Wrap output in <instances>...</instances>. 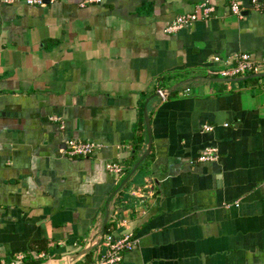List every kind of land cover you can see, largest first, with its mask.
Segmentation results:
<instances>
[{"label":"crops","instance_id":"crops-1","mask_svg":"<svg viewBox=\"0 0 264 264\" xmlns=\"http://www.w3.org/2000/svg\"><path fill=\"white\" fill-rule=\"evenodd\" d=\"M204 1L209 18L164 31ZM241 2L237 15L228 0H0V258L87 245L147 147L145 101L165 89L147 103L148 155L109 200L107 222L137 237L120 264H264V76L223 81L211 61L264 63V10ZM68 138L98 147L67 156ZM207 146L216 157L199 161Z\"/></svg>","mask_w":264,"mask_h":264},{"label":"built area","instance_id":"built-area-1","mask_svg":"<svg viewBox=\"0 0 264 264\" xmlns=\"http://www.w3.org/2000/svg\"><path fill=\"white\" fill-rule=\"evenodd\" d=\"M7 1V0H4ZM28 4L43 5L45 0H24ZM52 0H49V2ZM93 2L98 0H86ZM242 0H228L229 9L233 14L240 15L242 10ZM251 9L264 10V0H248ZM81 5H84L81 3ZM214 11V7L207 1L197 4L192 12L179 14L171 20L165 27L166 33H174L182 28L188 27L198 19H207ZM211 61L219 66L213 72L221 78H236L252 73H262L264 63L256 60L251 53L246 51H237L227 55L214 54L211 56ZM189 88H185L183 94H187ZM61 126H63L61 124ZM203 128L209 130L212 126L204 124ZM98 144L92 140H83L79 138H68L64 141L63 152L71 157H85L90 156L97 149ZM216 157V148L207 146L201 150L197 159L199 161L211 160ZM109 172L120 174L123 167L117 162H109L106 165ZM140 202L144 205L147 203V198L154 193L153 182H147L139 188ZM113 227L104 230L101 244L104 246V251L98 255H91L82 264H120L123 260L124 254L133 250L137 243V237L132 230H128V220L122 217H115L111 221ZM115 226H123L122 231H115ZM37 258H45L46 252L41 251L33 253ZM26 255L24 253L12 254L9 258H0V264H20Z\"/></svg>","mask_w":264,"mask_h":264},{"label":"water","instance_id":"water-1","mask_svg":"<svg viewBox=\"0 0 264 264\" xmlns=\"http://www.w3.org/2000/svg\"><path fill=\"white\" fill-rule=\"evenodd\" d=\"M46 2H48L49 0H45ZM260 76H264V73H252V74H247L245 76H241V77H236V78H220L223 81H229V82H234V81H241L247 78H251V77H260ZM179 84V83H178ZM178 84H175L172 87V90H174L176 88V86ZM169 94V91L167 90H159L156 91L154 93H152L145 101L144 104V108H143V117H144V122H145V127H146V131H147V136H148V142H147V147L145 149V151L142 153V155L140 156V158L136 161V163L133 165V167L131 168L130 172L128 173V175L122 180V182L117 186L116 189H114L111 194L108 196L106 202H105V215L103 218V225L102 228L99 232H96L94 234L93 237L90 238V240L87 242V245L82 248L81 250L73 253V254H67V255H63L61 257H51L46 259L45 261L41 262L40 264H73V262H75L76 260H79L81 258H83L86 254H88L95 246H97L99 244V241L102 238V233L104 232V227L107 223L108 217H109V200L111 199V197L120 190V188L125 184V182L127 181V179L134 173V171L137 169V167L140 165V163L146 158V156L148 155L149 151H150V146H151V142H152V138H151V128H150V119L148 116V111H147V103L151 98L154 97H159L160 99L166 97Z\"/></svg>","mask_w":264,"mask_h":264},{"label":"trees","instance_id":"trees-1","mask_svg":"<svg viewBox=\"0 0 264 264\" xmlns=\"http://www.w3.org/2000/svg\"><path fill=\"white\" fill-rule=\"evenodd\" d=\"M212 72H214V71H212ZM216 75V74H215ZM217 76V75H216ZM123 171V170H122ZM128 173H129V170L128 171H126V172H124V178L128 175ZM111 227H113V223L111 224H109L108 222L106 223V225H105V227H104V230L105 231H107L108 229H110ZM40 251H44V252H46L47 250L45 249V248H43L42 247V249H38V250H35V251H33L32 253H30V254H27L25 257H24V259H23V261L20 263V264H40L41 262H42V260H41V258H37V257H35L34 255H33V253H38V252H40ZM91 253V252H90Z\"/></svg>","mask_w":264,"mask_h":264}]
</instances>
